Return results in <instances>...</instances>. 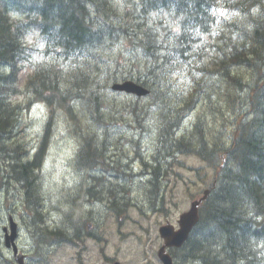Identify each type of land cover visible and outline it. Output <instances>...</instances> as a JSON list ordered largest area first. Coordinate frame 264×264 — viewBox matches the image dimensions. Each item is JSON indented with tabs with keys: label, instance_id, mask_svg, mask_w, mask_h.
Instances as JSON below:
<instances>
[{
	"label": "trees",
	"instance_id": "16d2710c",
	"mask_svg": "<svg viewBox=\"0 0 264 264\" xmlns=\"http://www.w3.org/2000/svg\"><path fill=\"white\" fill-rule=\"evenodd\" d=\"M10 3L28 16L24 22L39 29L46 43L41 55L53 58L32 65L26 90L69 117L76 118L80 108L90 120L126 122L134 130L143 129L141 116L144 121L149 113L157 123V151L150 160L155 173L167 171L175 154L194 155L214 171L215 186L184 249L188 257L201 264H264V0H137L133 11H122L110 0ZM120 38L142 51L135 80L150 91L127 104L130 121H119L120 110L109 102L118 97L109 86L119 80L111 68L121 61L111 45ZM24 52L15 26L0 11V66L11 71V80L0 74V135L12 129L14 111L5 99ZM69 58L72 65L58 62ZM179 75L188 80L180 88ZM198 102L212 109L200 110L190 129L180 132L178 123ZM208 114L223 120L220 130L211 129ZM72 131L81 137L75 159L79 171L115 169L120 176L118 159L108 156L110 146L125 139L115 126H104L99 134H81L78 125ZM222 157L225 165L219 168ZM32 165L13 167V180L24 178L31 186ZM158 178L150 180L153 202ZM117 184L96 190L92 198L100 200L109 190L118 216L126 203L118 202ZM39 206L38 200L33 210Z\"/></svg>",
	"mask_w": 264,
	"mask_h": 264
},
{
	"label": "rangeland",
	"instance_id": "374dc122",
	"mask_svg": "<svg viewBox=\"0 0 264 264\" xmlns=\"http://www.w3.org/2000/svg\"><path fill=\"white\" fill-rule=\"evenodd\" d=\"M33 42V37L28 36V43L32 45ZM120 51V47L114 48L115 53H119ZM27 53L31 55V57L29 56L31 60L36 58V55L30 50H27ZM29 72V64L23 62L19 73L20 84L23 83V80ZM179 78L180 80L178 81V84L181 85L185 79H183L182 75H179ZM186 82H188L187 78ZM107 94L109 95L108 92ZM105 99H107V96H105ZM14 100L22 105L27 104V97L23 95L17 96ZM131 100V98L123 96L116 97L114 100L110 98L109 102L111 103L113 101L115 103V108L121 112L116 115V117L120 118L119 121H122L121 118L130 121L129 118H131V116H129L125 110L128 108L127 104L130 103ZM121 103H124V108ZM129 112H131V110ZM54 115L53 134L48 138V141H50L48 145V159L43 175L38 174L37 190L35 192L36 201L38 202L39 199H42V209L39 211L42 223L39 224L37 221L32 223L34 218L31 216L25 205H23V202L19 197V191L15 194H10L9 192L5 193L6 189H4L3 194H5L6 198H8V195L10 194L9 198L11 203H5L4 201L0 202V237H2L3 227H8L6 226L8 223V216L12 215L15 222L21 225L18 244L24 252L28 251L30 253L32 251V245H34L33 238L35 237L36 226L40 229V231L38 230V234H41L42 230L45 232L47 229L61 227L62 224H66L69 219V214L72 218L84 217L87 216V214H91L90 216L93 218L100 216L105 219V223H103L102 226L103 233L109 239V245L104 249V254L106 256H116L118 262L122 264H149L150 262H153L152 254L150 252L144 253V250H140L137 243L133 240L139 237L144 240V243L146 242L148 245H155L158 226L164 224L165 221H168L170 224H175L179 215L182 212L187 211L191 199H193V197H199L201 194L199 180L194 178V173L191 172L192 170L198 169L200 163L193 157H180V162L183 163L186 168L183 167V169L178 170V172L176 171L177 175L173 174L170 182H173L174 185L176 184V187H174L173 184L169 182L166 183L165 180H162V187L159 192L160 201L156 203V207H151L150 205V202L153 200L152 192H154V189L147 186H138L139 181L135 180L137 186H135L134 191L131 193V198L133 199L132 203L135 204L133 205V208L128 209V212L126 211L117 217L129 218L131 221L120 222L121 226L119 228L117 221L114 220L115 218H111L112 215L108 212L104 204L101 206L92 205L89 207L86 204L84 197H79L78 194L76 195V203H72V200L75 197L74 177H76V174L70 162L78 147V140L69 132V128H71L69 122L72 121L67 119L60 110L55 109ZM138 115L141 116V113H138ZM45 117L46 108H43V104H38L37 109L27 108L25 112L20 115V121L15 131V136L10 133L7 134L6 138L8 139V142L13 143V141L20 139L21 145H24L25 147L37 145L38 142H41L42 140V127L45 123ZM192 118L193 116H191L189 120H186L185 123L184 118H182L180 132L188 127ZM87 119L88 118H84L80 120V122H94V126H96L95 121ZM140 121V124L143 125L144 128H147V130L145 128L146 131L144 130V132H142L145 133L144 136L140 135L138 137L141 141V153L143 157H146L148 154L146 150H154L155 148L157 151V148L154 147L156 143V131L154 130V127L157 123L152 119L149 113L145 116V123H143L142 116ZM222 121L221 118L215 120L212 119L213 124L210 121V125L214 126L215 129L220 130ZM121 125H125V123H122ZM116 126H118V124ZM202 129L203 128H201V130ZM174 133L176 132L174 131ZM127 136H130V134H127ZM19 150L21 149L19 148ZM124 150L129 156H132L131 147L126 146L124 147ZM119 152L124 151L120 148ZM108 154L112 157H116L117 155L114 148H110ZM12 165L14 167L17 166L15 162H13ZM135 169H138V166H135ZM78 178L81 180V177ZM187 178L191 179V181H185V184H182L183 186H181L180 183L187 180ZM96 181L97 180H95V182ZM190 183L196 184L193 185V188L185 190L184 185L186 188H189ZM138 208L140 210H138ZM63 216H67L68 219L64 221ZM118 228L121 234H134L133 236L135 238H126L127 240L123 243L119 242ZM44 246L45 245H41L40 248L42 249V253H44L43 257L47 263L42 262L41 264H68L67 259L69 254L65 251L63 245H59V247L56 248ZM68 251L70 253L72 251L73 253V250ZM0 252L5 259L10 257V254H7L3 248H0ZM144 256H147L146 261L144 260ZM29 261H31V259H29Z\"/></svg>",
	"mask_w": 264,
	"mask_h": 264
},
{
	"label": "flooded vegetation",
	"instance_id": "af4514ba",
	"mask_svg": "<svg viewBox=\"0 0 264 264\" xmlns=\"http://www.w3.org/2000/svg\"><path fill=\"white\" fill-rule=\"evenodd\" d=\"M5 150L11 155H19L21 153V151L17 147L8 142V139L6 137H0V151ZM13 189H23L22 179H20L19 184L13 186ZM99 221L100 220L96 218H82L66 225V236L64 239V243L68 248L76 251V255L73 258L75 264L91 263V261L90 263H88V256H85V259L83 258L84 254L92 253L94 251L96 252V250H98L102 254L101 243L104 241V239ZM137 241L139 242V247L143 249L144 244H142L140 240ZM156 241L157 244L153 248L152 246H148L147 249L152 254V258L155 261V264H161L156 255L157 251L163 245V242L160 239H157ZM37 244H39L38 241ZM91 247H93V249ZM182 249L183 248H181L180 250L171 248L167 250L168 254L172 257L174 264H178V261L174 257V255H178V251L182 252ZM103 260L108 264H114L116 262L114 258H110L107 256H103ZM144 260H147V256H144ZM182 261H184V259L179 260L180 264ZM151 263L152 262H150V264Z\"/></svg>",
	"mask_w": 264,
	"mask_h": 264
},
{
	"label": "water",
	"instance_id": "95a60500",
	"mask_svg": "<svg viewBox=\"0 0 264 264\" xmlns=\"http://www.w3.org/2000/svg\"><path fill=\"white\" fill-rule=\"evenodd\" d=\"M113 89L136 94L138 96L146 94L145 90L131 82L117 84L113 86ZM204 195H206V193ZM203 199L204 197L199 201L193 202L190 210L180 216L178 231L174 232L169 226L160 228L159 233L161 237H163L166 246H179L187 238L192 227L198 222V206ZM160 258L165 264H171L170 258L167 255H161Z\"/></svg>",
	"mask_w": 264,
	"mask_h": 264
},
{
	"label": "bare ground",
	"instance_id": "6f19581e",
	"mask_svg": "<svg viewBox=\"0 0 264 264\" xmlns=\"http://www.w3.org/2000/svg\"><path fill=\"white\" fill-rule=\"evenodd\" d=\"M181 125H182V121H180L179 123H178V126H177V128H178V130H180L181 129ZM175 130V129H174ZM174 130L171 132V133H173L174 132ZM144 134L145 133H141V136H144ZM0 137H5V135H3V134H1L0 135ZM45 137H46V134H45ZM169 141H170V139H169ZM157 143H158V140L156 139V143H155V145H157ZM33 177H34V179H33V184L30 186V184H29V182H27V181H25L24 180V178H21L22 179V184H23V189L22 190H24V189H27V195H28V202L31 204V206H32V208L33 209H35L36 208V205H37V201H36V197H35V192H36V190H37V182H38V174H36L35 172L33 173ZM16 190H14L13 189V187H11L8 191H5V193H7V192H9L10 194H14V192H15ZM9 194V195H10ZM8 195V194H7ZM8 195V198L10 197ZM240 220V219H239ZM238 221V220H237ZM239 226V225H238ZM38 227L36 226V229H35V235H38ZM38 243L40 244V243H42V241H38ZM222 248V247H221ZM190 260V259H189ZM188 260V261H189Z\"/></svg>",
	"mask_w": 264,
	"mask_h": 264
}]
</instances>
